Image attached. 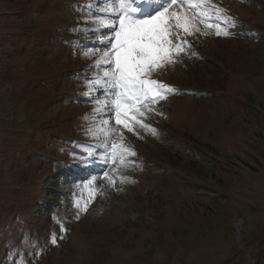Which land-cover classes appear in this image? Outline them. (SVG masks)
Wrapping results in <instances>:
<instances>
[{"label": "rangeland", "instance_id": "rangeland-1", "mask_svg": "<svg viewBox=\"0 0 264 264\" xmlns=\"http://www.w3.org/2000/svg\"><path fill=\"white\" fill-rule=\"evenodd\" d=\"M96 2L0 0V264H262L264 0H212L230 35L200 24L153 73L175 91L141 117L155 134L120 128L132 167L77 147L98 143L84 81L103 53L78 43L100 40L82 31Z\"/></svg>", "mask_w": 264, "mask_h": 264}, {"label": "snow or ice", "instance_id": "snow-or-ice-1", "mask_svg": "<svg viewBox=\"0 0 264 264\" xmlns=\"http://www.w3.org/2000/svg\"><path fill=\"white\" fill-rule=\"evenodd\" d=\"M141 4L154 6L151 12H144L142 18L137 16L142 12ZM173 5H180L183 13L170 11ZM82 12L88 14L86 24L98 25L82 31L100 37L98 44L88 50L103 55L89 69L102 75L84 81L90 89L88 94L94 91L97 97L91 101L96 105L93 114L85 119L99 122L87 129L86 135L98 143L77 145L85 153L80 159L91 163L103 149L107 153L105 164L119 161L124 167H132L129 158L135 156V152L123 143L120 128L134 134L137 127L145 128L155 134V129L143 124L141 117L147 118L154 105L175 91L152 79L153 73L192 54L187 37L196 32L209 34L200 24H204L205 29H214L217 37L229 36L228 29L234 24L212 0H97L95 10L89 3ZM113 116L119 128L113 127ZM104 177L110 186H115L117 177L109 172H105ZM97 179L90 178L84 184L89 189L88 200L84 206L74 204L77 213L87 211L88 202L102 195L95 186Z\"/></svg>", "mask_w": 264, "mask_h": 264}, {"label": "water", "instance_id": "water-1", "mask_svg": "<svg viewBox=\"0 0 264 264\" xmlns=\"http://www.w3.org/2000/svg\"><path fill=\"white\" fill-rule=\"evenodd\" d=\"M262 264H264V261L262 262Z\"/></svg>", "mask_w": 264, "mask_h": 264}]
</instances>
